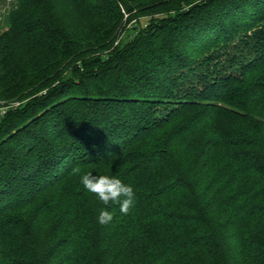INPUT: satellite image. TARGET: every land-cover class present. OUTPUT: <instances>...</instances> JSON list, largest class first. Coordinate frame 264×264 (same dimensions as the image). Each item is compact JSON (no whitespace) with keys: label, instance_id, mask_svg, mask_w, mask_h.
<instances>
[{"label":"trees","instance_id":"16d2710c","mask_svg":"<svg viewBox=\"0 0 264 264\" xmlns=\"http://www.w3.org/2000/svg\"><path fill=\"white\" fill-rule=\"evenodd\" d=\"M0 101V264H264V0H17Z\"/></svg>","mask_w":264,"mask_h":264},{"label":"clouds","instance_id":"9594fccd","mask_svg":"<svg viewBox=\"0 0 264 264\" xmlns=\"http://www.w3.org/2000/svg\"><path fill=\"white\" fill-rule=\"evenodd\" d=\"M74 172L80 173V169ZM83 187L97 197L105 206L119 204L120 212L127 215L134 206L135 191L129 184L120 178L109 175H93L91 172L80 176ZM113 219L111 212L101 209L98 214V222L102 225L108 224Z\"/></svg>","mask_w":264,"mask_h":264},{"label":"rangeland","instance_id":"374dc122","mask_svg":"<svg viewBox=\"0 0 264 264\" xmlns=\"http://www.w3.org/2000/svg\"><path fill=\"white\" fill-rule=\"evenodd\" d=\"M17 0H0V33H3L4 31L8 30V15L10 11L16 6ZM127 15L125 14L124 17V23L123 27H121L117 31V38L114 41L113 47L117 46L120 42H122L125 38L133 37L136 32H134L135 27H137V24L133 27L134 22H141V24L146 21L145 18H142L141 20L138 21V19H134L132 22L127 23ZM133 27V28H131ZM133 29V30H132ZM235 56H238V58L241 57L240 53H236ZM224 59L228 60V57H224ZM227 66L230 67L231 64L226 63ZM234 65V64H233ZM238 65L233 66V68H237ZM11 102H6V101H0V121L2 120V116L7 114V112L11 109L17 108L19 105L18 104H12ZM5 112V113H4Z\"/></svg>","mask_w":264,"mask_h":264},{"label":"built area","instance_id":"2783aa9c","mask_svg":"<svg viewBox=\"0 0 264 264\" xmlns=\"http://www.w3.org/2000/svg\"><path fill=\"white\" fill-rule=\"evenodd\" d=\"M12 104H15V105L18 104V105H19L20 102H13ZM12 104H11V106H12ZM4 113H5V112H4Z\"/></svg>","mask_w":264,"mask_h":264}]
</instances>
